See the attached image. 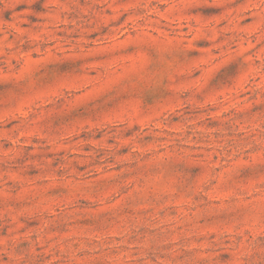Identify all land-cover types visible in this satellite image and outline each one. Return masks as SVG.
<instances>
[{"label":"rangeland","instance_id":"374dc122","mask_svg":"<svg viewBox=\"0 0 264 264\" xmlns=\"http://www.w3.org/2000/svg\"><path fill=\"white\" fill-rule=\"evenodd\" d=\"M0 264H264V0H0Z\"/></svg>","mask_w":264,"mask_h":264}]
</instances>
